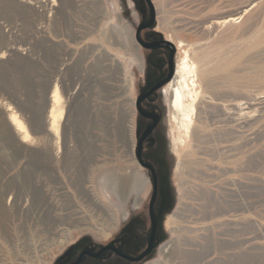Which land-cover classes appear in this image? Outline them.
<instances>
[{
	"label": "rangeland",
	"instance_id": "obj_1",
	"mask_svg": "<svg viewBox=\"0 0 264 264\" xmlns=\"http://www.w3.org/2000/svg\"><path fill=\"white\" fill-rule=\"evenodd\" d=\"M34 1L40 3L30 5ZM55 1L52 7L50 0H8L6 7H0V264L36 260L52 264L61 253H54L57 246L67 243L66 248L76 241L106 243L150 197L148 172L131 156L136 128H141L134 105L147 72L145 56L134 41L137 8L130 0H65L62 10V0ZM150 1L156 11L155 32L165 38L167 30L180 25L184 39L205 38L206 45L220 51H214L218 53L215 63L219 62L216 70L233 61L211 76L218 87L206 100L209 109L202 108L210 115H200L205 132L195 156L201 158L195 166L199 173L184 170L179 180V158L184 152L173 148L170 136L176 133L165 98L156 101L163 113L155 134L158 144L144 154L153 163L152 153L165 162L173 204L162 220L165 240L160 246L188 238L205 247L218 238L224 240L226 253L239 256L238 264H264V0H171L173 5L165 8V15L173 16L167 30L160 22L156 0ZM245 9L248 13L233 27L238 29L236 34L225 26L210 30L207 22L199 29L201 22ZM249 17L253 27L242 31ZM178 56L176 51L175 63ZM54 87L61 97L62 115L53 131L46 132ZM13 123L16 127L22 123L27 136L15 132ZM65 160L72 165L62 167ZM210 166L213 169L208 170ZM34 167L32 186L42 201L32 206L30 190L20 182ZM98 168L115 172L119 180L109 173L94 179ZM90 194L101 209L92 205ZM217 219L220 227L207 226ZM207 228L212 231L210 238ZM160 246L142 264L161 261ZM211 247L210 257H219Z\"/></svg>",
	"mask_w": 264,
	"mask_h": 264
},
{
	"label": "bare ground",
	"instance_id": "obj_2",
	"mask_svg": "<svg viewBox=\"0 0 264 264\" xmlns=\"http://www.w3.org/2000/svg\"><path fill=\"white\" fill-rule=\"evenodd\" d=\"M52 3V7L57 5V2L55 0H50ZM178 2V0H176ZM155 4L156 5V9L157 7L159 8V12L158 14H160V22L164 27V30H167L169 28H171L170 23H167V21H170V17L172 15H170V17L168 16L171 12L170 11H166V12H170V13H166L167 15H165V8L166 7H170L171 5H173V2L171 0H156ZM30 3V2H29ZM39 1H34L33 3H30V5H35V4H39ZM226 3V2H225ZM229 3V2H228ZM233 3V1H232ZM9 4L8 0H0V7H6ZM178 4V3H177ZM224 4V3H223ZM227 4V3H226ZM60 5L62 6V10H63V5H65V0H62V2H60ZM225 5V4H224ZM229 5V4H228ZM155 6V5H154ZM219 6V5H218ZM230 6V5H229ZM185 7V6H184ZM215 7V6H214ZM213 7V8H214ZM226 7V6H225ZM204 8V7H203ZM208 8V7H207ZM206 8V9H207ZM216 8V7H215ZM224 8V7H223ZM171 9V8H170ZM251 9V8H250ZM208 10V9H207ZM206 11V10H205ZM224 11V10H223ZM249 9H245L242 10L240 12H236L235 13H231L232 15H228L224 14L223 17H214L212 21H210V19H208L209 21H205V22H201L198 25H201L199 29L202 28V26L206 25L207 22V27L211 30V28H215V27H226V29L229 31H232L231 33L236 34L237 32V28L233 29V27L235 26V24H237L238 22H240L243 19V16H245L248 13ZM60 12V11H59ZM219 12V11H218ZM228 12V11H227ZM232 12V11H231ZM59 14V13H58ZM205 14V13H204ZM222 14V13H221ZM201 15V14H200ZM223 15V14H222ZM155 16H156V11H155ZM203 16V14H202ZM206 16V15H204ZM203 16V17H204ZM220 16V15H219ZM173 17V16H172ZM213 17V16H212ZM159 20V19H157ZM253 20V19H252ZM186 21V20H185ZM159 22V23H160ZM190 22V20H189ZM173 23V22H172ZM253 23L251 21V17L247 18L246 23L243 24L242 27V31H246L251 29V24ZM178 24V23H177ZM189 24V23H188ZM192 24V23H191ZM195 24V23H194ZM159 25V24H158ZM180 26V25H179ZM178 26V27H179ZM187 26V25H185ZM247 26V27H246ZM162 27V26H161ZM160 27V28H161ZM177 30L174 27H172L170 30H167L165 32V40L170 42L171 44H173L175 50L179 53V56L176 60L175 63V70H174V75L173 78L171 79V81L167 84V86L164 89V92H162L163 97L165 98L166 101V105L167 108L169 109L170 112V122L171 124L174 126V132L176 133V136L172 138L171 137V142L173 141L174 145L173 148H177L179 147L181 149V152H184L181 158H179V165H180V170L179 174H178V178L179 180H181V177L183 176V174H185V172H183L184 170H186V173L188 174H192L194 173H199V171H197L195 169V166H197V163L199 164V162L201 161V158L196 159L195 156L197 154H199L197 152L198 146L200 144H202L203 140H204V132H205V127L202 124L200 115H204L209 116V112H202V108L204 107L205 109H209V106L206 104V100L209 98H212L213 93L216 91L217 89V83L215 84L213 81V78H211L212 74L214 72H217V70L220 69H226L228 68L231 64H232V60H229L227 63H225L222 67L218 68L216 70L219 64V62H216V55L218 53H215V49H213L212 47L210 48V46L206 45L205 43V38H201L200 40H188V39H184L181 35H180V30ZM194 27V26H193ZM196 27V26H195ZM246 27V28H245ZM253 27V26H252ZM185 28V27H184ZM240 28V27H239ZM163 29V28H161ZM198 29V28H197ZM207 29V28H206ZM233 29V30H232ZM190 30V29H189ZM193 30V29H192ZM215 30V29H212ZM201 31V30H200ZM207 31V30H205ZM250 31V30H249ZM208 32V31H207ZM206 32V33H207ZM210 32V31H209ZM208 32V33H209ZM240 32V30H239ZM247 32V31H246ZM198 33V32H197ZM205 33V35H206ZM215 33V32H214ZM227 33V31H226ZM252 33V32H251ZM210 34V33H209ZM219 34V33H218ZM243 34V33H242ZM220 35V34H219ZM218 35V36H219ZM256 35V34H254ZM253 35V37H254ZM222 36V35H220ZM251 36V35H250ZM229 37V36H228ZM219 38V37H218ZM232 38V37H230ZM255 38V37H254ZM253 38V39H254ZM211 39V38H210ZM209 39V40H210ZM217 39V38H216ZM215 39V40H216ZM226 39V38H225ZM227 40V39H226ZM233 40V39H232ZM207 41V40H206ZM250 41L251 38H250ZM196 42V43H195ZM225 42V41H224ZM213 43V42H212ZM216 43V42H214ZM220 46V45H219ZM215 47V46H214ZM230 47V46H229ZM251 47V46H250ZM218 48V47H217ZM222 49V48H221ZM228 49V48H227ZM243 49V48H242ZM254 49V48H253ZM232 50V49H231ZM247 50V49H246ZM215 51V52H214ZM256 51V50H255ZM222 52V51H221ZM232 52V51H231ZM247 52V51H246ZM229 54V53H228ZM231 54V53H230ZM220 55V54H219ZM226 56V55H225ZM248 56V55H247ZM218 57V56H217ZM224 57V56H223ZM222 56L221 58L224 59ZM220 58V59H221ZM226 58V57H225ZM230 58V57H229ZM251 58V57H250ZM219 59V57H218ZM217 59V60H218ZM227 60V58H226ZM220 61V60H219ZM259 61V60H258ZM261 61V60H260ZM247 63V61H246ZM260 64V63H259ZM240 66V65H239ZM239 66L237 67V69L239 68ZM242 66V65H241ZM243 67V66H242ZM241 67V68H242ZM234 68V67H232ZM236 68V67H235ZM234 68V69H235ZM245 68V67H244ZM248 68V67H247ZM255 68V67H254ZM236 69V70H237ZM240 69V68H239ZM249 69V68H248ZM262 69V68H261ZM241 70V69H240ZM239 70V71H240ZM260 70V69H259ZM233 71V69H232ZM231 71V72H232ZM235 71V70H234ZM238 71V70H237ZM243 71V69H242ZM251 71V70H250ZM235 73V72H233ZM240 73V72H237ZM251 73V72H250ZM223 83V82H222ZM249 85V84H248ZM231 88V87H230ZM237 91V90H236ZM247 91V90H246ZM241 92V91H240ZM243 94V93H242ZM241 95V94H240ZM162 97V98H163ZM60 94L58 93V90L56 87H54V89L51 91V93L49 94V105L47 108V117H46V124L48 126L46 132H52L53 129L55 128V123L57 121L58 118L61 117L62 115V108L60 106ZM213 100V99H212ZM211 100V101H212ZM209 104V103H208ZM133 107V105H132ZM135 107V105H134ZM136 109V107H135ZM207 111V110H206ZM210 111V110H209ZM134 112V110H133ZM204 119V118H203ZM208 119V118H207ZM251 119V118H250ZM133 120V119H132ZM206 120V119H205ZM208 121V120H207ZM12 123V122H11ZM132 124V122H131ZM206 124V123H205ZM14 126V123H13ZM15 127V132H25V126L22 123H18L17 127ZM131 135L133 132V127L130 130ZM25 136H27V132H25ZM133 138V137H132ZM86 139V138H85ZM84 140V139H83ZM131 156H132V161L133 163L137 162L136 158L134 159L133 156V147H134V141L132 140L131 143ZM204 144V143H203ZM206 148V147H205ZM65 151V150H64ZM174 153V151H172ZM179 152V153H181ZM66 153V152H65ZM91 153V152H90ZM66 155V154H65ZM64 155V157H65ZM84 156V155H83ZM67 157V156H66ZM94 158V157H92ZM88 160V159H87ZM92 160V159H91ZM84 161V160H83ZM86 161V160H85ZM84 161V162H85ZM93 161V160H92ZM96 161V160H95ZM78 163V162H77ZM90 163V162H89ZM94 163V162H93ZM97 163V162H95ZM62 167L64 166L65 168H67V166L72 165V162H69L67 160L63 161L62 163ZM82 164V163H81ZM86 164V163H85ZM88 164V163H87ZM138 164V162H137ZM234 164V163H233ZM48 165V164H47ZM74 165V164H73ZM94 165V164H93ZM96 165V164H95ZM139 165V164H138ZM208 165V164H207ZM89 166V165H88ZM99 166V165H97ZM96 166V167H97ZM140 166V165H139ZM80 167V166H79ZM87 167V166H86ZM92 167V166H91ZM141 167V166H140ZM211 167V168H210ZM208 168V170L213 169L212 166H210ZM64 170H68L69 169H65ZM87 168H85L86 171ZM92 169V168H91ZM90 169V170H91ZM215 169V168H214ZM82 170V169H81ZM84 170V169H83ZM97 171L94 172L93 178L98 179V177H100L101 174H105V173H109L110 177L113 178L114 177L117 179L116 173L115 172H111V171H107V170H101V169H96ZM109 170V169H108ZM67 171V172H68ZM48 172V178H52V174H50V170L46 169V173ZM79 172V169H78ZM89 172V170H88ZM86 171V173H88ZM92 172V170H91ZM178 172V171H177ZM35 173V167L31 168L30 171L26 172V174H23V177L21 179L22 182L21 185L23 187L28 188V190H30V205L35 206L41 203V193L39 192V190L36 187L32 186L33 183V174ZM84 173V172H83ZM93 173V172H92ZM67 174V173H66ZM70 176V174H68ZM176 175V174H175ZM81 176V174L79 175ZM87 176V175H86ZM91 176V175H90ZM89 177V176H87ZM21 178V177H20ZM79 178V177H78ZM67 179V178H66ZM71 180V178H69ZM80 179V178H79ZM86 179V178H85ZM35 180V179H34ZM68 180V182L70 181ZM119 179H117L118 181ZM184 182L186 181L185 179H183ZM182 180V181H183ZM67 181V180H66ZM73 181V179H72ZM80 181V180H79ZM78 181V183H79ZM83 181V180H82ZM86 182V180H84ZM90 181V180H89ZM37 182V181H36ZM67 182V183H68ZM74 182V181H73ZM184 182H180L179 181V185L183 186ZM70 183V182H69ZM82 184V182H81ZM85 184V183H84ZM88 184V182H87ZM91 184V183H89ZM79 185V184H78ZM73 186V184H72ZM71 186V187H72ZM86 186V185H85ZM63 187V186H62ZM68 187V186H67ZM75 188V184L73 186ZM79 187V186H78ZM181 188V187H180ZM22 189V187H21ZM66 189V188H65ZM77 189V188H76ZM182 189V188H181ZM67 190V189H66ZM83 190V189H82ZM183 190V189H182ZM65 191V190H64ZM70 191V190H68ZM78 192V190H75ZM89 191V190H87ZM86 191V192H87ZM81 192V191H80ZM63 193V192H62ZM67 193V192H66ZM74 193V191H73ZM84 193V192H83ZM88 193V192H87ZM90 193V192H89ZM88 193V194H89ZM70 194V193H69ZM76 194V193H75ZM80 194V193H79ZM48 195V194H47ZM63 195V194H62ZM65 195V194H64ZM86 195V194H85ZM78 196V195H76ZM89 196V195H88ZM87 196V197H88ZM51 197V195H50ZM68 197V196H67ZM70 197V195H69ZM68 197V198H69ZM74 196H72L73 198ZM83 197V195H82ZM91 203L92 205H94V207H96L97 209H101V206L99 204V202L97 201L96 198L93 197V194L91 195ZM75 198V197H74ZM73 198V199H74ZM48 199V198H47ZM61 199V197H60ZM86 199V198H85ZM49 200V199H48ZM88 200V198H87ZM47 201V200H46ZM55 201V200H54ZM60 201V200H59ZM67 201V200H66ZM65 201V202H66ZM72 201V199H71ZM70 201V202H71ZM74 201V200H73ZM48 202V201H47ZM64 202V203H65ZM60 203V202H59ZM77 203V202H76ZM54 204V203H52ZM58 204V203H57ZM68 204V202H67ZM66 205V203H65ZM58 206V205H57ZM61 206V205H60ZM63 206V205H62ZM61 206V207H62ZM76 206V204H75ZM48 208H50V206H47ZM55 207V206H54ZM52 206V208H54ZM74 207V205L72 206ZM47 208V209H48ZM57 208V207H56ZM59 208V207H58ZM67 208V207H66ZM76 208V207H75ZM49 210V209H48ZM47 211V210H46ZM50 211V210H49ZM54 211L56 212L57 210L54 209ZM74 211V210H73ZM53 212V211H52ZM58 212V211H57ZM65 212V211H64ZM75 212V211H74ZM81 213V212H80ZM53 214V213H52ZM71 214V213H70ZM69 214V215H70ZM73 214V213H72ZM83 214V213H82ZM209 214V213H208ZM212 214V213H211ZM54 215V214H53ZM68 215V216H69ZM215 215V214H214ZM60 216V215H59ZM67 216V217H68ZM81 216V215H80ZM212 216V215H211ZM64 217V215H63ZM75 217V216H74ZM79 217V216H77ZM178 218V216H174V218ZM210 217V215H209ZM205 218V217H204ZM213 218V217H212ZM52 219V218H51ZM69 219V218H68ZM75 219H77L75 217ZM89 219V218H88ZM47 220V219H46ZM50 220V218H49ZM57 220V219H56ZM61 220V218L59 219ZM65 220V219H64ZM74 220V219H73ZM216 220V219H215ZM227 220V219H226ZM56 222V221H55ZM220 219L216 221V224L213 223H208V227H212V226H216V228L220 227ZM69 223V222H68ZM226 225L229 222H225ZM234 223V222H233ZM60 224V223H59ZM223 224V222H222ZM64 226V225H63ZM206 226V227H207ZM224 226V224H223ZM257 226V225H256ZM258 227V226H257ZM209 228H207L206 230H204L206 233H212V231L210 232ZM174 229V228H173ZM212 229V228H211ZM189 230V228H188ZM68 232V231H66ZM54 233V232H53ZM75 233V232H74ZM106 233V232H105ZM208 233V237L210 238V234ZM55 234V233H54ZM66 234V233H65ZM77 234V233H76ZM64 235V232H63ZM75 235V234H74ZM213 235V234H212ZM63 237V236H62ZM66 237V236H65ZM68 237V236H67ZM76 237V236H74ZM208 238V239H209ZM74 239V238H73ZM72 239V240H73ZM203 240L206 242L207 238L206 236L203 238ZM214 241V242H213ZM213 241H211V243H209L207 241V244L205 245V247L203 245H198V243H194L192 244L191 242H189V239H181L180 242L179 240L177 241L176 239H172V241L165 243L163 246H160V250H159V255L161 256V261L158 262H152L151 264H238L239 262V256H236L234 253H226V249L228 250L227 246L225 245V242L223 239H218L216 238L215 240L213 239ZM216 242V243H215ZM238 243V242H237ZM67 244V243H66ZM65 244V245H66ZM215 244V245H214ZM227 244V243H226ZM231 244V243H230ZM65 245H60L62 247H56V250L54 251V253H58L59 251H61ZM229 245V244H228ZM237 245V244H236ZM214 246L213 248L215 249L214 252L219 254V257L214 256V258H211V254H209L210 251V247ZM50 247V246H49ZM234 247V246H233ZM212 248V247H211ZM212 248V249H213ZM209 249V250H208ZM211 249V250H212ZM233 251V250H232ZM228 252V251H227ZM202 254V255H201ZM214 254V253H213ZM222 255V256H221ZM221 256V257H220ZM210 257V258H209ZM223 257V258H222ZM209 259V260H208ZM32 264H42L40 260H36L34 261V263Z\"/></svg>",
	"mask_w": 264,
	"mask_h": 264
},
{
	"label": "flooded vegetation",
	"instance_id": "obj_3",
	"mask_svg": "<svg viewBox=\"0 0 264 264\" xmlns=\"http://www.w3.org/2000/svg\"><path fill=\"white\" fill-rule=\"evenodd\" d=\"M136 8L138 10L139 5L136 6ZM136 16L138 23L143 20L144 15L142 12H137ZM144 31L145 30L141 31L140 37L145 43L158 42L159 39L165 40L164 37L161 38V36H153L150 34V32H155L154 29L148 30L149 32L146 36H143ZM141 50L145 56L147 72L145 74L144 86L139 92L137 98L153 89L158 83L165 80L169 73V51L167 49L160 47L155 50L146 48H141ZM154 52L163 53L166 57L156 56L154 55ZM175 55L176 50L172 60L173 75L175 70ZM168 83L159 87L153 94L141 103V109L143 111L154 114L160 119L157 126L150 133L149 137H147V139L143 142L141 151L142 161L151 166L155 175V178H153L151 172L144 169L148 172V179L151 185L150 197L146 206H144L139 213L129 216L125 224L119 229V232L106 243L101 244L94 241H76L69 246L67 245L66 248L64 247L65 249L63 248L61 250V253L53 260L52 264H142L149 259V257H151V255L154 254L157 248L161 245V243L158 242L164 237V234L162 229L161 231L155 230V237L153 239L154 242L152 241L153 245L151 246L150 252L147 253L150 248L151 238H153L151 213L154 218L157 220L160 219L158 216L161 203L163 202V196L167 200L169 197L172 201L169 184L168 190L163 189V187H165L164 183L167 179V166L162 159L155 157L154 153H152V160H154L153 163L151 160L146 158L144 151L146 148L154 149L157 147L158 139L155 137V134L161 124L163 113L156 104V101L158 97H163L162 91ZM163 99L164 97L162 100ZM139 121L141 123V133L152 123L150 119L140 115ZM154 179L156 181V195L152 207H150V201L154 195ZM164 216L165 214L162 215V217Z\"/></svg>",
	"mask_w": 264,
	"mask_h": 264
},
{
	"label": "water",
	"instance_id": "obj_4",
	"mask_svg": "<svg viewBox=\"0 0 264 264\" xmlns=\"http://www.w3.org/2000/svg\"><path fill=\"white\" fill-rule=\"evenodd\" d=\"M138 5H139V11L136 10V12H139V13L142 12L144 17H143V20H141V22H139L138 25L136 26L135 33H134V41L141 48L155 50L157 48L163 47L169 51V73H168V76L166 77L165 80L158 83L153 89H151L150 91L140 95L135 102V107H136L137 113L140 116L148 118L152 121V123L142 133H141V128L139 127V125L136 128V139H135L136 144H135V150H134L135 158H136V161L138 162V164L142 168L149 170L151 172L153 178H155V175H154V172H153V169L151 168V166L142 161L141 151H142L143 142L147 139V137H149L150 133L157 126L160 119H159V117H157L154 114H150V113L143 111L141 109V103L146 98H148L151 94H153L155 90H157L159 87L165 85L166 83H168L172 79V75H173L172 60H173V56L175 53V48H174L173 44H171L170 42H168L164 39H159L158 42H154V43H145L141 40V37H140L141 31L153 30L155 28L156 16H155L153 4L150 0H138V2L133 0V6L136 8V6H138ZM150 34H152L153 36H161V38H162V35L160 33L150 32ZM168 184H169V181H168V177H167V179L164 183L165 187H163V189L168 190ZM153 191H154V195L152 196V199L150 201V207H152V204L154 202L155 195H156V181H155V179H154V183H153ZM172 208H173V204H172L171 199L168 197V200H167L163 196V202L161 203L160 212H159V216H158V217H160V219L157 220L156 218H154V216L151 213V222H152V226H153V238H151L150 248L147 251V253L150 252L151 246L153 245V242H154L153 239L155 237V232H156L155 230L161 231V229H162V220H163L162 215H164V214L166 215L168 212H170L172 210ZM164 240H165V237L161 238L158 243H162Z\"/></svg>",
	"mask_w": 264,
	"mask_h": 264
},
{
	"label": "crops",
	"instance_id": "obj_5",
	"mask_svg": "<svg viewBox=\"0 0 264 264\" xmlns=\"http://www.w3.org/2000/svg\"><path fill=\"white\" fill-rule=\"evenodd\" d=\"M130 2L133 4V0H130ZM137 17V16H136Z\"/></svg>",
	"mask_w": 264,
	"mask_h": 264
}]
</instances>
